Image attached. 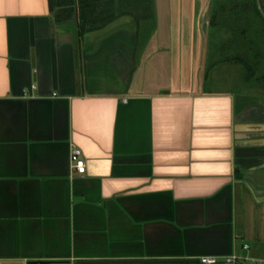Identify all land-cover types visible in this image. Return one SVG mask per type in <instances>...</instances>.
<instances>
[{
  "label": "crops",
  "instance_id": "crops-1",
  "mask_svg": "<svg viewBox=\"0 0 264 264\" xmlns=\"http://www.w3.org/2000/svg\"><path fill=\"white\" fill-rule=\"evenodd\" d=\"M153 2L81 34L0 0V264H264V83L213 87V0Z\"/></svg>",
  "mask_w": 264,
  "mask_h": 264
},
{
  "label": "trees",
  "instance_id": "trees-1",
  "mask_svg": "<svg viewBox=\"0 0 264 264\" xmlns=\"http://www.w3.org/2000/svg\"><path fill=\"white\" fill-rule=\"evenodd\" d=\"M264 12V0H259ZM58 20L79 12L81 34L105 27L129 15L136 21L155 17L153 0H49ZM209 69L220 64L241 65L247 82L264 83V16L257 0H213L209 26Z\"/></svg>",
  "mask_w": 264,
  "mask_h": 264
},
{
  "label": "rangeland",
  "instance_id": "rangeland-1",
  "mask_svg": "<svg viewBox=\"0 0 264 264\" xmlns=\"http://www.w3.org/2000/svg\"><path fill=\"white\" fill-rule=\"evenodd\" d=\"M211 54V53H210ZM225 65H228L226 67L230 68V70L228 71V73H226V69H221L219 68L217 73L218 72H221V74L224 76V79H223V82L219 85H216V86H213L214 88H217V89H248L249 86H252V83L254 81H251V82H247L246 79H245V76H246V71L245 69L241 66V65H234V69H231L233 68V66H231V64H225ZM237 66V67H236ZM219 74V73H218ZM232 77V78H231ZM232 79V80H231ZM238 80H239V86L237 85L238 84ZM235 82H237L235 84ZM212 85L210 86H207L209 89L211 88ZM239 90V91H240ZM236 91V90H234Z\"/></svg>",
  "mask_w": 264,
  "mask_h": 264
},
{
  "label": "built area",
  "instance_id": "built-area-1",
  "mask_svg": "<svg viewBox=\"0 0 264 264\" xmlns=\"http://www.w3.org/2000/svg\"><path fill=\"white\" fill-rule=\"evenodd\" d=\"M71 161L73 164L74 170L79 173H84L86 169V162L83 158V152L78 147H73L71 150ZM245 249H248L246 246ZM202 263L204 264H243V260L237 256H228L225 257L223 260H218L217 258H204L202 259ZM33 264H40V263H33ZM252 264H258L257 260H252Z\"/></svg>",
  "mask_w": 264,
  "mask_h": 264
},
{
  "label": "water",
  "instance_id": "water-1",
  "mask_svg": "<svg viewBox=\"0 0 264 264\" xmlns=\"http://www.w3.org/2000/svg\"><path fill=\"white\" fill-rule=\"evenodd\" d=\"M257 1H258V6H259V8H260V10H261V12H262V14H263V16H264V12H263V10H262V8H261V4H260L259 0H257Z\"/></svg>",
  "mask_w": 264,
  "mask_h": 264
}]
</instances>
